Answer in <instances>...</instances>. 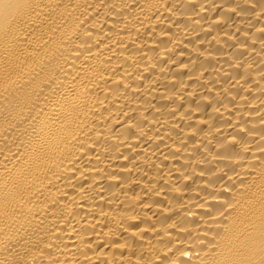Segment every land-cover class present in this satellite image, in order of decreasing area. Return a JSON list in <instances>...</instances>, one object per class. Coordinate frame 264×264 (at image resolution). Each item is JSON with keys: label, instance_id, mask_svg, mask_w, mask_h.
Segmentation results:
<instances>
[{"label": "bare ground", "instance_id": "obj_1", "mask_svg": "<svg viewBox=\"0 0 264 264\" xmlns=\"http://www.w3.org/2000/svg\"><path fill=\"white\" fill-rule=\"evenodd\" d=\"M0 264H264V0H0Z\"/></svg>", "mask_w": 264, "mask_h": 264}]
</instances>
